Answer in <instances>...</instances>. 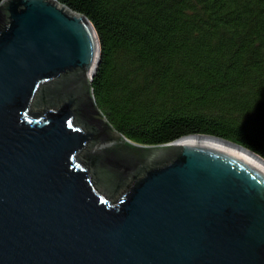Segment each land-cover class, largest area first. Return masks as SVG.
I'll use <instances>...</instances> for the list:
<instances>
[{
	"label": "water",
	"instance_id": "1",
	"mask_svg": "<svg viewBox=\"0 0 264 264\" xmlns=\"http://www.w3.org/2000/svg\"><path fill=\"white\" fill-rule=\"evenodd\" d=\"M2 13L0 264H264V158L211 135L140 146L102 115L99 144L80 97L34 106L45 85L94 76L91 20L58 0H4ZM120 144L142 158L126 155L128 177L107 189L87 153Z\"/></svg>",
	"mask_w": 264,
	"mask_h": 264
},
{
	"label": "trees",
	"instance_id": "2",
	"mask_svg": "<svg viewBox=\"0 0 264 264\" xmlns=\"http://www.w3.org/2000/svg\"><path fill=\"white\" fill-rule=\"evenodd\" d=\"M58 1L91 20L100 63L90 81L45 85L36 108L80 97L77 121L99 144L110 135L102 115L140 146L211 135L264 158V0ZM135 153L120 144L87 156L103 185L119 189L128 176L116 164Z\"/></svg>",
	"mask_w": 264,
	"mask_h": 264
}]
</instances>
